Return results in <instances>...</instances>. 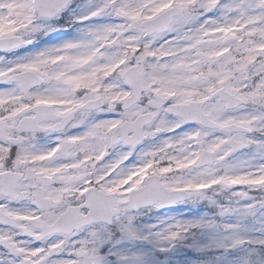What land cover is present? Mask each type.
<instances>
[{
    "label": "snow or ice",
    "instance_id": "6c2138e0",
    "mask_svg": "<svg viewBox=\"0 0 264 264\" xmlns=\"http://www.w3.org/2000/svg\"><path fill=\"white\" fill-rule=\"evenodd\" d=\"M0 264H264V0H0Z\"/></svg>",
    "mask_w": 264,
    "mask_h": 264
}]
</instances>
